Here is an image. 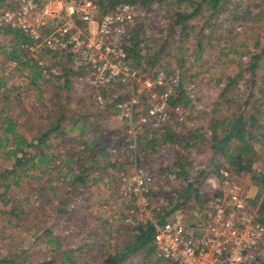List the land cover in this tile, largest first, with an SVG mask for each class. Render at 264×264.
<instances>
[{
    "label": "rangeland",
    "instance_id": "1",
    "mask_svg": "<svg viewBox=\"0 0 264 264\" xmlns=\"http://www.w3.org/2000/svg\"><path fill=\"white\" fill-rule=\"evenodd\" d=\"M138 1L144 11L152 9L151 14L158 15L155 22L145 19L138 24L142 26V59L130 64L150 76L157 70L179 71L185 93L194 85V98H188L185 105L179 103L182 117L193 123V128L178 122L172 113L162 130L137 125L129 135L114 108H99L91 91L75 90V72L67 59L48 53L38 60L31 56L40 67H56L60 72L58 77L44 76L34 83L28 71L6 61L2 53L10 47V38L0 33V140L5 119H10L15 130L31 141L49 133L43 142L35 143L29 154L43 153L52 160L50 169L44 171L43 165L40 173L29 171L3 197L0 187V261L14 257L25 259L24 264H103L107 256L133 241L140 224H157L177 212L189 220L196 208L201 209L199 196L207 175L217 172L215 167L229 170L226 158L214 153L211 125L215 121L226 123L243 113L246 121L253 117L257 125L264 126V0H226L217 10L212 9L211 0ZM160 12L164 19H160ZM101 15L98 8L92 23L77 25L91 35ZM178 15L185 17L183 24L176 23ZM43 18L41 11L33 20L44 23ZM163 20L165 24H161ZM144 31L149 32L148 37H144ZM67 81L69 88L65 86ZM161 90L148 89L141 82L124 87L116 84L113 88L125 100L134 96L143 103L155 101ZM147 108L134 109L138 110L134 117L143 115ZM195 130L202 139L188 142ZM254 136L252 173L232 177L244 190L249 204L255 202L252 207L261 218L264 189L256 184L253 174L259 173L264 164V131H256ZM185 143L191 146L184 148ZM2 145L0 173L12 163L4 154L10 145ZM128 145L133 148L130 152L126 150ZM112 149L115 154H111ZM103 150L106 158L99 156ZM181 165L186 167L187 177L178 174ZM136 166L157 181L175 173L179 187L173 191H178V202L168 201L163 206L159 199L169 200L170 195L162 190L156 197L121 199L112 173L127 172ZM83 169L90 171L87 179L73 188L71 175ZM104 177L113 178L109 185L102 182ZM187 180L191 183L184 185L182 181ZM187 189L194 192L187 193ZM77 195L83 203L72 209L70 202ZM131 209L135 212L127 222ZM52 239L58 241L60 250H55L54 242L49 243ZM147 251H131L121 264H166Z\"/></svg>",
    "mask_w": 264,
    "mask_h": 264
},
{
    "label": "built area",
    "instance_id": "2",
    "mask_svg": "<svg viewBox=\"0 0 264 264\" xmlns=\"http://www.w3.org/2000/svg\"><path fill=\"white\" fill-rule=\"evenodd\" d=\"M0 1L3 2L0 28L9 26L22 32L30 43L20 47L31 56L39 58L48 53L67 59L75 72V90L91 91L99 108H114L124 121L127 134L132 135L137 125L160 131L169 123L172 113L176 114L178 122L193 128V123L182 117L179 104H171L181 89L180 72L157 70L150 76L130 64L127 53L131 46L130 30L145 19L155 22L157 13L151 14L152 9L144 11L138 0L121 2L100 18L95 32L90 35L77 23H92L97 8L91 0ZM41 11L44 23L33 20L34 15ZM60 12L63 15H59ZM163 16L160 12V19H164ZM165 22L163 20L161 24ZM143 34L144 37L149 36L147 31ZM43 73L51 77L60 75L56 67L46 68ZM132 82H141L148 89L158 87L162 90L155 101L147 103L134 96L125 100L121 93H109L115 84L124 87ZM193 88L191 85L187 89V95L184 92L187 99L194 98L191 95ZM144 105L148 106L145 113L134 117L138 112L134 109ZM83 149L81 146L80 150ZM131 149L128 145L126 150L130 152ZM111 154H115V149ZM114 172L121 199L156 197L162 190L170 195L169 200L159 199L163 206L178 202V191H173L179 187L175 173L165 174L161 181H157L142 167ZM113 178L104 177L102 182L109 185ZM182 183L188 185L191 181ZM244 193L229 170L219 169L207 175L199 196L203 204L201 209L194 210L189 220L177 212L161 224L149 223L155 228V260L166 264H264V215L261 218L257 215ZM80 203H83L82 197L77 195L72 198L70 208L74 209ZM134 212L129 210L127 222Z\"/></svg>",
    "mask_w": 264,
    "mask_h": 264
},
{
    "label": "trees",
    "instance_id": "3",
    "mask_svg": "<svg viewBox=\"0 0 264 264\" xmlns=\"http://www.w3.org/2000/svg\"><path fill=\"white\" fill-rule=\"evenodd\" d=\"M92 1V0H91ZM226 0H211L209 4H213L212 9H218L221 4ZM96 8H100L102 12L101 17L113 10L115 6L121 2H130V0H98L92 1ZM3 6V2L0 1V8ZM185 20V17L177 16L176 23H181ZM142 26L137 25L134 30H132V35L130 36L131 46L127 48V53L129 55L130 61L139 62L142 57L140 55V40L139 33ZM137 29V30H136ZM0 33L7 35L10 39V47L3 51L2 55L5 57L6 61L14 62L16 67H20L23 70L28 71L34 83L39 82L45 77H51L43 71L47 68L40 67L39 62L40 58L31 57V55L26 52V50L21 49V44L30 43L29 39L19 30L13 29L9 26H4L0 28ZM57 57V55H53ZM74 73V72H73ZM73 75V74H70ZM45 76V77H44ZM116 85V84H115ZM118 85V84H117ZM66 88L70 87V82H66ZM113 87L110 88L109 93H113ZM189 101L182 89L178 92V97L171 101V104L177 105L182 103L183 105L187 104ZM246 117L243 113L233 116L231 119L226 120V123L221 121H215L211 125L212 134H214L213 139V149L214 153L219 156L226 158L228 163V169L234 176H240L241 174L252 173L253 157L255 156V151L253 149V141L255 138L254 134L257 132L264 131L263 125H257L256 120L253 117H249V120H245ZM254 123L249 126V123ZM5 128L3 129L4 137L0 140V148H3L2 143L9 144V149L4 153L7 159L12 160V163L8 169L0 173V187L3 189L2 197L8 193L12 184H18V181L21 180L22 176L26 177L29 171H35V173H40V168L43 166L44 171L52 167L51 156H48L43 153H35L33 155L29 154V150L34 148L35 143L39 141L43 142L48 137L47 133L42 138L28 140L26 137L21 135L15 130V124H13L10 119L4 120ZM51 129L50 132H52ZM217 131H219L220 136L217 137ZM255 132V133H254ZM193 139H202V135L197 131H193L191 137L188 139V142ZM90 144H94L91 142ZM191 146L190 143L183 144L184 148ZM99 156L106 158V152L100 151ZM37 160V161H36ZM69 163H72L70 160ZM82 169V166L79 165ZM178 174L183 177H187L188 173L184 165L178 166ZM215 171H218V167L214 168ZM89 169H83L78 172V175H71V186L76 187L77 184L83 185V182L87 179L86 175L89 174ZM170 172V171H169ZM254 180L260 188L264 189V164L262 170L259 173H254ZM191 188V187H189ZM194 192V190L187 189L186 192ZM197 196V195H196ZM4 204L7 201L3 202ZM252 206H255V202L250 203ZM64 214V213H62ZM164 220L161 219L158 223H163ZM137 235L134 236V239L131 243L124 245L121 249L116 250L104 260L103 264H121L124 259L127 257L128 253L131 251H136L142 248H147V253L149 256L154 254V244H153V235L155 228L153 225L146 223L144 225H139L136 227ZM55 250H60L61 246L58 241L56 242L52 239L49 243H53ZM25 259L18 260L14 257H6L0 261V264H24ZM45 264V263H42ZM71 264V263H70Z\"/></svg>",
    "mask_w": 264,
    "mask_h": 264
},
{
    "label": "crops",
    "instance_id": "4",
    "mask_svg": "<svg viewBox=\"0 0 264 264\" xmlns=\"http://www.w3.org/2000/svg\"><path fill=\"white\" fill-rule=\"evenodd\" d=\"M69 162V161H68Z\"/></svg>",
    "mask_w": 264,
    "mask_h": 264
}]
</instances>
